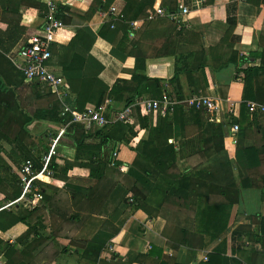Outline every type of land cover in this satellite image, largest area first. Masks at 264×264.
I'll list each match as a JSON object with an SVG mask.
<instances>
[{"label": "crops", "instance_id": "0c3cea01", "mask_svg": "<svg viewBox=\"0 0 264 264\" xmlns=\"http://www.w3.org/2000/svg\"><path fill=\"white\" fill-rule=\"evenodd\" d=\"M54 1L62 10L66 26L54 46H67L70 35L78 30L68 23L74 16L85 17L84 26L94 34L101 31L106 19L100 16L99 8L90 14L93 6L113 3L125 11L127 22L134 23H117L112 42L96 38L91 54L104 69L99 71L88 59L83 76L100 80L97 86L103 92L101 104H110L109 110L121 109L127 99L142 90L143 82L132 76L157 81L161 88L166 85L169 94L174 91L171 94L180 104L169 115L168 145L175 153L174 175L181 177L184 189L177 192L176 178L160 179L140 204L127 202L131 190L138 187L129 172L149 134L140 129L128 138V143L116 144L117 177L106 174L97 181L98 190L92 189L75 209H66L62 217L65 228L54 231L47 223L43 229L35 226L26 246L18 243L28 230L23 221L0 229V264H203L216 249L221 264H264V168H248L242 154L245 148L257 147L264 167L263 142L252 123L255 114L257 124L264 126V110H260L264 108V0H177L176 20L166 16L136 19L133 15L137 6L129 7L124 0ZM160 4L161 0H155L154 10ZM181 7L187 8V15L179 14ZM44 9V0H0V94L4 90L16 96L19 90L21 95L24 92L23 87L13 85L21 75L7 56L40 32ZM246 69L252 71L251 103L258 110L242 115ZM116 80L120 83L111 92ZM193 96L219 101L221 113L213 116L202 111L196 117L183 104ZM73 97L70 93L65 103ZM230 106L232 113L228 112ZM45 124L41 134L33 136L39 149L33 154L39 153L61 129L54 122ZM232 124L239 126L237 134L231 133ZM62 138L57 146L59 167L64 157L58 148ZM223 167L232 174L238 204L234 211L228 209L234 215L233 222L215 239L208 240L202 219L209 196L204 186L208 183L201 173ZM248 182H255L261 189L242 186H249ZM169 187L173 194L168 193ZM102 190H107L106 196L97 202ZM3 198L0 194V202ZM24 210L12 208L11 212L23 216ZM39 237L49 238L47 245L36 243L37 254L20 262L17 253L26 252V247ZM9 249L16 253L8 258ZM48 251H52L50 256Z\"/></svg>", "mask_w": 264, "mask_h": 264}, {"label": "trees", "instance_id": "16d2710c", "mask_svg": "<svg viewBox=\"0 0 264 264\" xmlns=\"http://www.w3.org/2000/svg\"><path fill=\"white\" fill-rule=\"evenodd\" d=\"M124 1L129 5V7L137 6V9L133 15L136 19H145L149 14H154L155 0H141L139 2L137 0ZM97 6L91 7L90 14L99 8V6ZM160 7L164 8L168 13H175L177 10V0H161ZM85 22V17L74 16L73 18H70L68 23L76 25L79 28L74 34L70 35V40L67 46H54L52 48V56L49 61V65L51 67H55L60 71L63 79L66 82L69 92L74 96L72 98V105L70 106V108L79 112L83 111L87 106H98L101 104L103 92L97 86L98 83L101 84L100 80L97 77L83 76V71L88 59L94 62V65L97 66L99 71H102L104 69L103 64L99 60L94 58L91 54L95 40L97 37H99L109 42H112V39H114V35L119 27L116 25L115 29L112 30L109 28V25L106 24L96 35L92 32V30H90V28L84 26ZM37 34H40V32ZM111 54L112 52L110 53V55ZM139 67L141 68V66ZM251 78L252 71L247 69L244 70L245 80L242 101L240 104V113L242 115L245 113V111L249 110V104L252 101V89L250 85ZM132 79L143 82V87L142 90H139L137 92L134 98L127 99L124 106L132 104L136 98L141 97L143 95H149L153 98H156L159 97L163 92V86L161 88L157 81L149 80L147 78L138 76H132ZM21 80H23L22 77ZM119 83L120 81L116 80L113 88L110 91L112 92L115 86L119 85ZM29 86L35 87V83L29 84ZM171 93L173 94L174 91L171 90ZM46 94L49 95V93ZM172 94L171 97L174 99L176 98L175 100L178 101L177 97H173ZM15 97L16 93L11 91H8L7 94H2L0 96V104H3V109H1L0 113V132H2L5 137L13 138L14 140L17 139L20 134H24L22 127L25 122L29 120L28 116L23 112L27 109L26 106L23 104L25 101L23 96L19 92V95L16 98ZM17 104H19V107L17 106ZM14 106L20 108V112L18 114L11 112V108ZM5 107L7 111L9 110L10 112H6ZM192 111H194L196 117L203 113L201 110ZM48 112L49 111L42 112L40 115L41 119L47 120L49 122L52 121L61 126L66 125L67 132H71L72 129H75V132L83 134L84 130L82 126L70 123L71 118L68 114L59 117L58 114H56L55 112L51 114ZM169 115L170 114L164 117L158 116L156 124L153 122L152 124H149L147 122V118L142 117L144 125L140 126L139 124H137L140 116V114L137 112L135 115V122H137V125L135 126H131L128 124L124 125L121 123H115L111 126H108L109 129L104 135L101 144H106L108 143V141L114 143L115 145L121 143L126 144L128 143V138L133 137L136 134V131H139L140 129H146L149 132L148 139L142 143L141 153L137 155L136 160L134 161V164L132 166L133 171L131 172L130 169L129 172L130 175L135 176V182L138 183V187L136 189L131 190L132 196L128 198V201L126 200L127 202H134L140 204L141 198H143L150 191L151 187L155 188L157 182L160 179L165 180L166 178H176V180L178 181L177 192L180 193L181 190L184 189L181 177H176V175H174L175 153L173 151V147L171 145H168V138L171 129V121H169ZM20 117H22V119ZM252 123L258 131V136L260 137L264 146V126H259L257 124V122L255 121V114H253ZM100 130H103V128L94 130L90 134L96 133ZM5 143L11 145L9 139ZM30 148L31 146L28 148L27 154L23 156V159L20 164L25 160L30 159ZM24 150L25 149L21 147L18 151L22 152ZM242 154L244 156L248 168H264L262 160L263 158L257 147L253 146L245 148L242 150ZM52 168L55 172H57L56 174H54V177L59 174V171H62L63 174L66 173V170H61L62 168H60L59 166L56 167L54 165L52 166ZM104 176L105 174L98 172L97 169H94L90 172L87 179V183L85 185L91 186L88 182L89 179L97 181ZM201 177L208 183L204 187L206 189V194L209 195L207 196L208 198L206 211L202 213L203 223L205 224L204 235H206V238L208 240H212L215 239L216 236L222 233L233 222L234 215L231 216V211H234L238 204V189L232 187L233 177L228 167L210 169L205 174L204 172H202ZM10 180L14 188L15 199H17L20 194V188L18 186L19 180L17 179V176L14 174V172L10 176ZM245 185L247 184H242V186L244 187H252L258 190L261 189L260 186L256 185L255 182L252 184L248 182L249 186ZM48 187L49 186L44 187V189L42 188V202L31 210H24L25 212L23 213V216L21 215V212L18 214H13L11 211L4 210L5 212L10 213V215H12L13 217H16L17 221H23L25 224H27L28 230L26 234H24L18 239V243L20 242L22 245L26 246L28 239L27 237L32 232L31 230L35 226H39L43 229L45 227V224L47 223L52 226V229L54 231H57L64 225V219L62 217L53 219V216H57V214L53 212V209L49 210V213L47 212L46 215H44L45 210L49 209V197L47 196ZM172 191L173 190L169 187L168 193L173 194L174 191ZM85 197L86 195L82 194V199ZM229 208L231 209L230 212L228 211ZM35 215V223L32 224V219ZM0 221L2 220L0 219ZM261 235L264 234L262 233ZM207 239L206 241H208ZM48 240L49 238L45 239L39 237L38 240L31 242L26 247V252L23 251L21 253H17L16 258L20 260V262L22 261V259H24V257L32 258L34 255L37 254V248L35 247L36 243L43 242L45 245H47ZM202 245L203 243L199 241V246L201 247ZM15 253L16 252H14L13 250H10V252L8 251L6 255L10 254V256L8 255L9 258ZM254 255L258 258L261 257L258 253H255ZM221 261L222 260L220 257L219 249H216L212 254H209L207 256V261L203 264H221ZM162 263L164 262H161L160 264Z\"/></svg>", "mask_w": 264, "mask_h": 264}, {"label": "built area", "instance_id": "2783aa9c", "mask_svg": "<svg viewBox=\"0 0 264 264\" xmlns=\"http://www.w3.org/2000/svg\"><path fill=\"white\" fill-rule=\"evenodd\" d=\"M45 10L43 11L42 25L40 34L28 38L25 43L13 54L7 56L8 61L21 75L23 81L27 84L35 83L45 88V91L63 107L62 116L68 114L71 118L70 123L82 126L84 132L91 133L94 130L106 128L115 123L124 125L135 124V115H158L164 117L171 114L176 105L180 102L171 97L165 85L163 92L159 97L153 98L149 95H143L136 98L130 105L123 106L119 110H109L110 104H100L98 106H87L83 111L72 110L65 103L66 98L70 95L65 80L61 73L57 74L49 65L52 56V48L59 41V33L65 29V24L59 15V7L54 0H44ZM104 5V4H103ZM101 5L98 12L101 17L106 19V24L110 29H115L117 23L125 22L126 17L122 10H119L113 3L106 6ZM180 15H187L188 10L181 7L178 10ZM155 16H166L171 20H176L175 13H168L160 6L156 7L154 14H149L146 19H152ZM127 22V21H126ZM130 26L133 22H127ZM183 104L192 110L203 111L209 115L218 116L221 113L219 101L210 98L193 96L187 99ZM258 110L255 104H249V111ZM261 111L264 108H260ZM229 113L233 112V106L228 109ZM56 135L45 143V147L39 153L33 154L39 150L36 145L30 148V159L22 162L15 170V175L19 180L18 186L20 194L13 203L6 204L3 208L6 211L13 209H33L43 199L44 187L49 185L55 177L52 166H58L57 146L64 135V129L61 126ZM231 133L237 134L239 126L232 124ZM45 137V136H44ZM55 159V160H54ZM54 160V161H53Z\"/></svg>", "mask_w": 264, "mask_h": 264}, {"label": "rangeland", "instance_id": "374dc122", "mask_svg": "<svg viewBox=\"0 0 264 264\" xmlns=\"http://www.w3.org/2000/svg\"><path fill=\"white\" fill-rule=\"evenodd\" d=\"M58 11L60 17H62L63 14L61 8H59ZM13 85H16L19 89L22 87L24 89V92H22V96L25 100L23 104L27 108L26 115L29 120L25 122L22 127L24 134H20L15 140L13 138L5 137L2 132H0V194L4 197L0 202V208L4 207L2 205L13 203L15 200L14 188L11 184L10 176L13 172L15 174V170L18 168L23 156L27 154L28 148L34 142L35 138L33 136L41 134L44 130V125H46L45 122H48L47 120L41 119V113L45 111H49L48 113L50 114L55 112L59 117L62 116L63 113V107L53 98V96L46 94L47 92H45L44 87L40 85H35V87H25L19 77H16ZM7 93L8 91L4 90L1 92L0 96ZM66 105L70 107L72 101L67 100ZM17 106L19 107V104H17ZM17 106L12 107L11 112L18 114L20 108ZM1 109H3L2 104H0V113ZM5 111L10 112L9 110L7 111L6 107ZM142 117H146L149 124H152V122L156 124L158 120L157 115H140L137 123L140 126L144 125ZM20 118L22 119V117ZM66 128L64 129L65 132L58 147L60 154L64 156L60 168H62L61 170H66V173L63 174L62 171H59V174L49 182V187L47 189V196L50 198L48 211L51 210L54 205V212L57 216L60 215L59 217H64V214L67 212L66 209H75L82 199V194L89 196L92 189L97 188L98 190L99 186L96 185L98 180L89 179L88 182L91 186L85 185L92 170L97 169L100 173L112 175L114 177H117L116 173H118L119 170V166L116 165L115 160V148L117 146L109 141L106 144H101L109 127L103 128V130L93 134L85 132L80 134L79 132H75V129H72L71 132H67ZM25 130H27V132ZM8 139L10 140L11 145L5 143ZM35 144L37 145V143ZM35 144L33 143V145ZM21 147L25 150L19 152L18 150ZM106 192L107 190L101 192L102 196L97 202L106 196ZM54 199H56V203H53L52 200ZM35 217L36 215L32 219V224L35 223ZM0 219L2 220L0 221V229L3 230L17 222L16 217L5 212L4 209L0 211ZM81 221L82 220H78L77 223H80ZM63 227L65 228L64 225ZM51 252L52 251H48L49 256Z\"/></svg>", "mask_w": 264, "mask_h": 264}]
</instances>
